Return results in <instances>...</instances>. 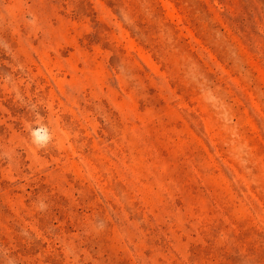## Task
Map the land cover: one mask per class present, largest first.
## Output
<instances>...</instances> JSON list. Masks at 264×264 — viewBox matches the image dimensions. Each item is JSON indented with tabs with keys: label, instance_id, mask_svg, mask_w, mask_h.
Segmentation results:
<instances>
[{
	"label": "rangeland",
	"instance_id": "374dc122",
	"mask_svg": "<svg viewBox=\"0 0 264 264\" xmlns=\"http://www.w3.org/2000/svg\"><path fill=\"white\" fill-rule=\"evenodd\" d=\"M0 264H264V0H0Z\"/></svg>",
	"mask_w": 264,
	"mask_h": 264
}]
</instances>
